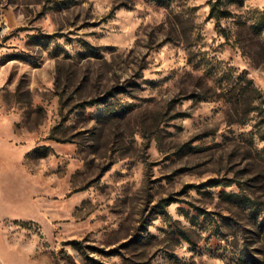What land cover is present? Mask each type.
<instances>
[{"label": "rangeland", "instance_id": "374dc122", "mask_svg": "<svg viewBox=\"0 0 264 264\" xmlns=\"http://www.w3.org/2000/svg\"><path fill=\"white\" fill-rule=\"evenodd\" d=\"M0 0V264H264V0Z\"/></svg>", "mask_w": 264, "mask_h": 264}, {"label": "trees", "instance_id": "16d2710c", "mask_svg": "<svg viewBox=\"0 0 264 264\" xmlns=\"http://www.w3.org/2000/svg\"><path fill=\"white\" fill-rule=\"evenodd\" d=\"M221 1L224 0H215V2L211 4L210 12H213L216 9L217 4L220 3Z\"/></svg>", "mask_w": 264, "mask_h": 264}]
</instances>
